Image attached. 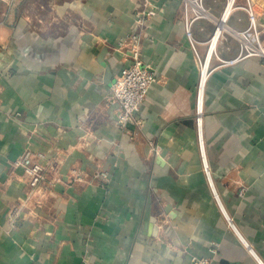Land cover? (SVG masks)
<instances>
[{"label":"crops","instance_id":"1","mask_svg":"<svg viewBox=\"0 0 264 264\" xmlns=\"http://www.w3.org/2000/svg\"><path fill=\"white\" fill-rule=\"evenodd\" d=\"M251 1L264 43V0ZM224 2L204 0L202 54ZM139 3L0 0V264H264V63L212 62L198 133L181 4L155 0L140 50L157 81L142 126L122 131L109 96ZM244 5L225 30L248 27ZM228 31L223 58L238 53ZM25 152L45 168L30 200Z\"/></svg>","mask_w":264,"mask_h":264},{"label":"built area","instance_id":"2","mask_svg":"<svg viewBox=\"0 0 264 264\" xmlns=\"http://www.w3.org/2000/svg\"><path fill=\"white\" fill-rule=\"evenodd\" d=\"M181 4L182 27L185 38L192 50L195 63L200 71L199 82L196 88V114L197 131L201 130V115L203 109V97L205 83L211 70L212 62H216V68L233 66L248 58H259L264 63V43L260 38L258 16L255 13L251 0H245L241 9L248 18V27L242 32L222 30L214 40L216 30L224 14L229 1H231L230 12L236 6V0H226L224 10L219 21H216L215 29L210 39L204 44L207 45L203 59L197 52L199 43L193 36V27L200 21H214L212 13L205 6L204 0H175ZM158 12L155 0H140L139 7L135 12L130 32L126 38L128 61L121 67V70L110 89L109 103L115 108V121L117 126L125 131L128 125L141 127L142 122L137 116L140 105L144 102L149 90L156 83L157 77L149 66L145 65L140 50V43L146 23ZM229 12V14H230ZM227 15V18L229 16ZM226 18V20H227ZM226 22V21H225ZM230 33L238 42V53L233 58H223L218 52V45L224 36V32ZM157 147L155 152L157 153ZM16 165L23 169L28 180V199L40 192L41 184L44 181V166L36 161L29 152H25ZM206 170V167H205ZM207 172V171H206ZM101 178H107V174H101ZM78 180H80L78 178ZM38 204L39 201L37 200ZM192 264H212L209 258L195 257Z\"/></svg>","mask_w":264,"mask_h":264},{"label":"bare ground","instance_id":"3","mask_svg":"<svg viewBox=\"0 0 264 264\" xmlns=\"http://www.w3.org/2000/svg\"><path fill=\"white\" fill-rule=\"evenodd\" d=\"M230 6H231V1H229L228 2V4H227V7H226V9H225V11H224V14H223V16H222V19H221V22H222V24L220 25V26H218V28H217V30H216V34H215V37H214V40L217 38V36L219 35V33L222 31V30H225V28H224V22H225V20H226V18H227V15L229 14V12H230ZM225 18V20H223Z\"/></svg>","mask_w":264,"mask_h":264},{"label":"rangeland","instance_id":"4","mask_svg":"<svg viewBox=\"0 0 264 264\" xmlns=\"http://www.w3.org/2000/svg\"><path fill=\"white\" fill-rule=\"evenodd\" d=\"M225 4H226V0H225V2H224V7H225ZM223 10H224V9H223ZM222 12H223V11H222ZM223 20H225V18H224ZM214 29H215V27H214ZM214 29H213V31H214ZM212 34H213V32H212ZM212 34H211V35H212ZM210 37H211V36H210ZM210 37H208L205 41H208V40L210 39ZM203 45H204V52H203V54L200 53V51L198 50V46H197V52H198V54H199V56H200L201 59L204 58L205 53H206V49H207V45H205V44H203Z\"/></svg>","mask_w":264,"mask_h":264},{"label":"water","instance_id":"5","mask_svg":"<svg viewBox=\"0 0 264 264\" xmlns=\"http://www.w3.org/2000/svg\"><path fill=\"white\" fill-rule=\"evenodd\" d=\"M105 81H106V84H108V85L111 83V80H110V72H109V69L108 68H106ZM157 160H158V162H161L160 158H158Z\"/></svg>","mask_w":264,"mask_h":264}]
</instances>
